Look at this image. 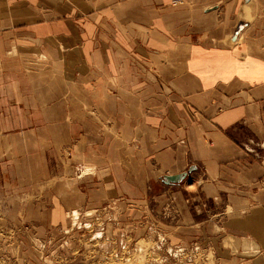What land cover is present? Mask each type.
Masks as SVG:
<instances>
[{
    "label": "crops",
    "instance_id": "0c3cea01",
    "mask_svg": "<svg viewBox=\"0 0 264 264\" xmlns=\"http://www.w3.org/2000/svg\"><path fill=\"white\" fill-rule=\"evenodd\" d=\"M169 3L0 0V222L29 223L0 239L21 256L105 184L133 200L187 173L192 240L264 264V0Z\"/></svg>",
    "mask_w": 264,
    "mask_h": 264
},
{
    "label": "rangeland",
    "instance_id": "374dc122",
    "mask_svg": "<svg viewBox=\"0 0 264 264\" xmlns=\"http://www.w3.org/2000/svg\"><path fill=\"white\" fill-rule=\"evenodd\" d=\"M109 185H104L102 203L71 213L69 220L56 227L49 244L42 243L46 241L43 238L33 246L31 242L34 252L26 249L27 258L20 254L26 244L21 245V238L14 234L0 239V259L11 264H23V260L27 264H218L213 250L191 238L183 220L185 205L182 209L173 197L181 187L166 186L155 179L136 191L135 199L128 200L127 191L116 195ZM28 225L0 222V231L16 233ZM42 245L43 250H39Z\"/></svg>",
    "mask_w": 264,
    "mask_h": 264
},
{
    "label": "water",
    "instance_id": "95a60500",
    "mask_svg": "<svg viewBox=\"0 0 264 264\" xmlns=\"http://www.w3.org/2000/svg\"><path fill=\"white\" fill-rule=\"evenodd\" d=\"M187 173L166 175L161 178V183L166 186H173L180 184L186 177Z\"/></svg>",
    "mask_w": 264,
    "mask_h": 264
},
{
    "label": "built area",
    "instance_id": "2783aa9c",
    "mask_svg": "<svg viewBox=\"0 0 264 264\" xmlns=\"http://www.w3.org/2000/svg\"><path fill=\"white\" fill-rule=\"evenodd\" d=\"M185 0H170V4L173 6L184 4Z\"/></svg>",
    "mask_w": 264,
    "mask_h": 264
}]
</instances>
